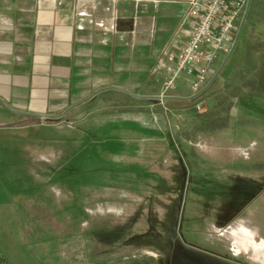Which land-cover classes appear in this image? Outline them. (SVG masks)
<instances>
[{
  "label": "rangeland",
  "instance_id": "374dc122",
  "mask_svg": "<svg viewBox=\"0 0 264 264\" xmlns=\"http://www.w3.org/2000/svg\"><path fill=\"white\" fill-rule=\"evenodd\" d=\"M261 43L264 45V0H252L234 53L228 59L229 54L223 56L216 66L217 73L227 59L220 78L199 100L170 105L160 100L161 106L155 107L171 114L167 124L178 130L169 135L168 153L172 161L177 155L184 158L186 149L180 165L173 160L165 166L138 168L133 149L141 147L143 155L149 143L137 132L132 112L147 109L139 107L138 95L132 91L118 97L107 94L99 108L102 115L85 118V111L95 110L98 101L86 103L77 114L54 120L60 124L57 128L52 127V119H29L36 125L18 132L0 125V201L8 193L7 199L16 203L19 213L18 203L24 201L30 204V213H42L33 223L45 225L42 241L48 249L52 246L61 251L65 244L84 241L77 252L83 264L87 260L114 264L120 256L132 259L126 264H137L132 262L136 261L134 252H141L148 243L159 256H145L141 264H236L237 260L264 264V94L251 91L234 98L237 87L249 91L247 80L264 55ZM194 78L182 73L168 94H191ZM161 168L165 169L161 175L168 178L165 194L159 191ZM140 172L146 183L154 177L157 187L147 191L149 207L144 201L140 209L148 212L153 207L154 213L148 216L144 212L139 228L133 230V207L128 206L121 218V225L128 228L120 230L112 221L120 216L108 215L104 223L108 230L86 231L85 216L79 215L88 212L87 196L113 194L118 198L120 174ZM6 173L19 177L21 184L10 183ZM125 184L122 188L131 193L130 182ZM142 189L148 190L149 185ZM109 208L119 211L120 205L109 204ZM87 217L97 219L104 214ZM20 219L23 224L25 220ZM138 241L141 248L132 245Z\"/></svg>",
  "mask_w": 264,
  "mask_h": 264
},
{
  "label": "crops",
  "instance_id": "0c3cea01",
  "mask_svg": "<svg viewBox=\"0 0 264 264\" xmlns=\"http://www.w3.org/2000/svg\"><path fill=\"white\" fill-rule=\"evenodd\" d=\"M188 9L185 0H0V125L13 127L16 132L23 131L36 125L29 123V119H52L68 111L64 117L52 119V127L57 128L60 124L54 122L70 113L77 114L83 105L92 101L98 104L95 110L85 111V118L93 113L102 115L99 108L106 101V95L125 96L123 90L139 97H161L168 78L169 56L176 55L187 43L195 23L187 16ZM168 95V98H188L194 93L191 90L189 95ZM137 101L139 107L147 111L132 112L134 124L149 143L143 155L141 147L133 149L132 157L135 161L139 159L138 168L151 164L165 166L173 160L180 165L186 158V149L183 150L184 158L177 155L172 161L168 153L169 135L178 133L167 124L171 114L164 112L162 107L160 111L155 110L161 106L160 99L138 98ZM183 102L177 99L162 101L166 105ZM41 157L46 158L45 155ZM164 170L159 171L162 181L159 191L163 194L168 186L166 174L161 175ZM6 177L10 183L22 182L9 173ZM142 177L141 172L120 174V182L117 181L119 199L113 194L111 197L87 196L88 212L79 215L80 218L85 216L83 228L91 234L108 230V224L104 225L108 215H119L112 221L114 226L118 223L120 230H124L127 226L121 225V218L133 207L132 229H138L141 215L147 212H142L140 203L145 201L149 207L147 191L157 190L154 177L147 179V183ZM128 182L133 189L129 194L122 188ZM146 184L149 189H142ZM7 195L0 201V250L10 264H83L77 252L81 251L84 241L65 244L61 251H54L52 246L48 249L42 241L45 225L33 223L37 220L35 216L42 213H30L28 209L32 208L26 201L18 203L19 213L16 203L9 201ZM18 197L23 200L22 195ZM114 203L120 205L119 211L110 210L109 204ZM152 209L146 213L148 216L154 213ZM96 214H104V217H87ZM20 216L25 220L23 224ZM130 236L136 238L135 234ZM48 237L52 239L53 234L49 233ZM87 239L90 240V235ZM134 243L137 244L132 245L141 248L140 241ZM150 246L148 243L141 252H134L136 261L132 262L141 264L145 256L158 257L157 250ZM129 260L132 259L120 256L112 262L126 264ZM96 261L87 260L85 264H98ZM236 264L243 263L237 260Z\"/></svg>",
  "mask_w": 264,
  "mask_h": 264
},
{
  "label": "built area",
  "instance_id": "2783aa9c",
  "mask_svg": "<svg viewBox=\"0 0 264 264\" xmlns=\"http://www.w3.org/2000/svg\"><path fill=\"white\" fill-rule=\"evenodd\" d=\"M187 16L195 21L189 40L176 55L169 56L163 101L182 73L194 75V94L216 76L214 66L229 54L239 26L252 0H185Z\"/></svg>",
  "mask_w": 264,
  "mask_h": 264
},
{
  "label": "trees",
  "instance_id": "16d2710c",
  "mask_svg": "<svg viewBox=\"0 0 264 264\" xmlns=\"http://www.w3.org/2000/svg\"><path fill=\"white\" fill-rule=\"evenodd\" d=\"M248 17H249V14H248ZM248 17H247V19H248ZM246 23H247V21H246ZM246 23H245V25H246ZM260 46L264 47L263 43H261ZM263 66H264V55L262 56V62H261V64H259V66H257L256 68H254V71L252 72L253 74L251 73L250 78L247 80V83L246 84L250 86L249 91L248 92H243V90H241L240 88L237 87L234 90L235 91L234 92V98L235 99L239 95H241V94H243V95H250L252 93H255L256 94L257 92H259L258 94H260V95L264 94V82H263L264 72L262 70ZM219 78H220V74L217 76L216 80L219 79ZM242 78L243 79L244 78L246 79L245 73L242 76ZM208 90H206L202 95H200L199 97H197L196 99H193V100H195V101L196 100H199ZM251 91H252V93H251ZM218 126H220V125H218ZM220 128H218V129H220ZM0 264H10L9 261L6 259V257L4 256V254H3V252L1 250H0Z\"/></svg>",
  "mask_w": 264,
  "mask_h": 264
},
{
  "label": "water",
  "instance_id": "95a60500",
  "mask_svg": "<svg viewBox=\"0 0 264 264\" xmlns=\"http://www.w3.org/2000/svg\"><path fill=\"white\" fill-rule=\"evenodd\" d=\"M250 4H251V3H250ZM250 4L248 5V8H247V10H246V12H245V15H244V17H243V19H242V22H241L240 26H239L238 32H237V34H236V38H235V40H234V42H233V45H232L231 51H230V53H229L227 59H228V58L234 53V51H235V49H236V47H237V44H238V42H239V39H240L241 33H242L243 28H244V26H245V23H246V21H247V17H248V14H249ZM227 59L225 60V62H224L223 65L221 66L220 70L217 72L216 76L211 80V82H210L205 88H203L200 92H198L197 94H194L193 96L188 97V98H182V97H170V98H168V97H166L165 99H177V100H182V101H185V100L190 101V100L196 99L197 97H199L200 95H202V94H203V93H204V92H205V91H206V90H207V89L213 84L214 80L217 78V76H218V75L220 74V72L222 71L224 65L226 64ZM125 92H127V91L125 90ZM138 98H144V99H147V98H149V99H152V98H154V99H160L161 97H139V96H138ZM67 113H68V111L65 112L64 114L58 116V117H56V116H55V117L52 116V119L62 118V117H64Z\"/></svg>",
  "mask_w": 264,
  "mask_h": 264
}]
</instances>
